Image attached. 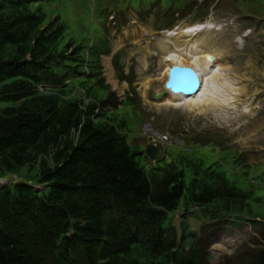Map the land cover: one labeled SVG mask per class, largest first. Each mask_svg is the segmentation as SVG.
I'll list each match as a JSON object with an SVG mask.
<instances>
[{"label":"trees","instance_id":"16d2710c","mask_svg":"<svg viewBox=\"0 0 264 264\" xmlns=\"http://www.w3.org/2000/svg\"><path fill=\"white\" fill-rule=\"evenodd\" d=\"M55 1L0 0V264H215L209 239L251 192L221 163L176 155L141 164L138 154L150 158L105 108L106 39L87 48L66 38L60 16L47 14ZM80 76L82 86L93 80L81 87L86 101L70 82ZM93 85L104 90L99 101ZM179 208L204 219L198 234L186 214L174 225ZM253 222L254 247L227 264H264V222Z\"/></svg>","mask_w":264,"mask_h":264},{"label":"rangeland","instance_id":"374dc122","mask_svg":"<svg viewBox=\"0 0 264 264\" xmlns=\"http://www.w3.org/2000/svg\"><path fill=\"white\" fill-rule=\"evenodd\" d=\"M181 1L56 0L51 10L47 7V14H58L66 38L87 48L106 39L108 49L99 58V72L108 93L105 108L116 113L115 123L124 121L121 132L132 150H143L152 131L185 140L186 148L162 145L164 155L161 151L154 161L138 154L141 164H163L176 155L201 160L203 165L221 163L237 187L251 192L247 208L233 219V226L209 239L214 248L212 262L226 264L239 260L256 240L258 230L253 221H264V0H196L185 7L180 6ZM208 21L222 25L212 36L215 43L210 40L221 48L223 57L246 85L245 94L227 111L207 106L188 111L156 105L162 99H156L155 94L163 88L160 78L166 52L160 41L166 39L167 30ZM170 39L168 50L185 43V38ZM117 42L120 45L116 47ZM82 51L87 56L85 48ZM88 72L86 68L83 76ZM82 80L87 78L80 76L70 82L75 96L86 101L81 87L92 85L93 80L85 86ZM103 92L93 85L95 100L103 98ZM128 96L134 105L123 102ZM229 147L241 154L240 161ZM3 182L7 178L0 180ZM184 214L192 231H198L204 219L197 221L190 211L181 208L172 217L174 225L180 228ZM192 238L190 234L184 238L185 247Z\"/></svg>","mask_w":264,"mask_h":264},{"label":"bare ground","instance_id":"6f19581e","mask_svg":"<svg viewBox=\"0 0 264 264\" xmlns=\"http://www.w3.org/2000/svg\"><path fill=\"white\" fill-rule=\"evenodd\" d=\"M175 29L167 30L166 39L160 41L161 49L166 51L163 58L165 67L162 70L160 81L164 83L170 67L179 64L190 66L198 71L200 86L198 93L194 96L168 92V95L156 105L182 108L188 111L199 110L206 106L214 107L219 111H227L235 107L240 95L245 94L246 85L241 78L237 77L238 74L232 68L230 61L228 62L223 57L221 48L216 47L212 40L215 31L221 30L222 25L208 21ZM170 38L182 40L185 38L183 40L185 43L181 44L182 46L178 47L177 51L168 50L167 42L171 40ZM239 39L242 41L241 38ZM119 45L120 42H117L116 47Z\"/></svg>","mask_w":264,"mask_h":264},{"label":"water","instance_id":"95a60500","mask_svg":"<svg viewBox=\"0 0 264 264\" xmlns=\"http://www.w3.org/2000/svg\"><path fill=\"white\" fill-rule=\"evenodd\" d=\"M212 59V57H210ZM200 86L199 75L191 67L181 65H173L169 69V80L166 83V88H169L175 93L185 95H194L197 93ZM159 95H157L158 97ZM145 152L150 158H154L158 147L152 144H145Z\"/></svg>","mask_w":264,"mask_h":264}]
</instances>
